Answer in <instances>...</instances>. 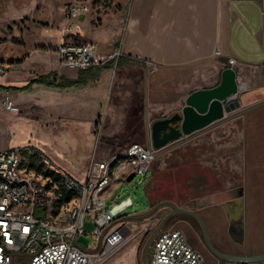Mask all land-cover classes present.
I'll list each match as a JSON object with an SVG mask.
<instances>
[{"label":"crops","instance_id":"1","mask_svg":"<svg viewBox=\"0 0 264 264\" xmlns=\"http://www.w3.org/2000/svg\"><path fill=\"white\" fill-rule=\"evenodd\" d=\"M67 2H79L84 7L56 18L60 26L56 36L51 34L28 45L22 32L21 35L10 33L16 39L11 41L14 47L7 51L1 47L7 37L1 38L0 59L8 60L9 65L0 72V93L5 92L20 106L27 104V114L39 125L54 124L55 129L69 127L77 134L81 131L90 139V157H93L110 151L93 146L89 126L100 112L105 119L102 133L106 139L148 142L147 126L151 119L177 109L191 88L214 84L220 68L229 64L228 56L234 58L230 65L235 72L236 89L228 97L233 106L218 121L222 124L235 117L237 125L231 135L236 136L240 148L229 152L221 147H209L200 134L204 131L170 139L161 145L171 147L165 159L153 163L145 194L148 201V190L164 189L169 194L161 198L200 211L212 243L223 251H264L247 242L244 192L242 242H235L225 233L228 209L221 206L229 198L228 191L264 183V0ZM70 22L73 28L64 30ZM62 36L90 43L105 39L109 44L95 47L99 54L113 48H118L119 54L105 63L80 67L61 64L54 45ZM39 74L44 77L35 79ZM231 137L224 142L227 144ZM185 141L189 147L176 148ZM56 166L78 181L84 178ZM123 166V162L116 163L112 176H119ZM122 176L121 173L111 179L101 192L105 202L120 198L114 195V188ZM209 186L214 188L210 192H196ZM179 188L194 191L179 198L176 192ZM206 198L212 202H203ZM209 206L213 210H208ZM262 216L254 212V219ZM127 255L129 260L131 254ZM214 262L205 252L201 264Z\"/></svg>","mask_w":264,"mask_h":264},{"label":"built area","instance_id":"2","mask_svg":"<svg viewBox=\"0 0 264 264\" xmlns=\"http://www.w3.org/2000/svg\"><path fill=\"white\" fill-rule=\"evenodd\" d=\"M83 7L79 2H66L63 10L73 14ZM73 25L70 22L66 30ZM54 52L61 64L80 67L113 59L119 49L100 55L90 42L61 39L54 45ZM227 61L230 64L234 58L228 56ZM8 65V60L0 59V72ZM0 106L9 111L21 109L5 92L0 93ZM157 149L149 142L132 140L111 159H90L80 181L42 154L39 158L42 169L56 174L57 181L43 172L40 176L39 171L24 165L19 147L0 149V264L21 261L25 264H105L108 255L131 238L132 224L120 213L132 202L129 195H124L107 203L101 192L121 173L125 179L129 171L142 172L150 166ZM113 158L115 163L110 166ZM119 162L124 163L123 169L119 176L113 177L111 170ZM58 186L63 192H70V196L53 212ZM85 213L92 221L89 231L92 242L82 246L76 237L84 232ZM154 224V220H149L138 232L147 231ZM203 260V253L187 241L182 230L168 225L154 235L146 264H201ZM216 264H264V260H223Z\"/></svg>","mask_w":264,"mask_h":264},{"label":"rangeland","instance_id":"3","mask_svg":"<svg viewBox=\"0 0 264 264\" xmlns=\"http://www.w3.org/2000/svg\"><path fill=\"white\" fill-rule=\"evenodd\" d=\"M67 1L69 0H0V40L1 38L7 37L4 44L1 45L2 50L7 51L14 47V42H11L13 39H11L10 33L21 35L22 32V37L28 45L32 43V41L45 40L47 36L51 34L56 36L60 27L59 24H57L56 18L61 14H65L63 5ZM64 30H66V28H64ZM62 39H65V37L62 36ZM104 40L105 39L100 43H92L94 51L100 53L96 49L97 46L102 48L104 45L109 44V42ZM21 106L23 108L18 111H9L0 106V149L11 146L19 147L23 156L24 165L30 166L32 169H34L35 162L40 161V153H43L48 157L47 159L50 162L70 170L77 178L80 177V174L84 177L85 169L89 162L88 160H104L113 152L122 150L128 142L132 141L125 140L123 142H118L109 138V140L106 139V135L102 133V126L105 119L102 116V112H100L94 124L89 126L92 134L93 146L95 144V148L103 149V151L110 148V151H107L105 155L99 153L97 156L94 154L93 157H90V139L81 131L77 134L69 127L55 129L56 127L54 124L39 125L36 123L35 118L27 114V109H29L27 104H22ZM159 112L162 113L163 111L161 110ZM226 116H231V114H227ZM236 125L235 117H231L230 120L222 124L219 123L218 119H215L204 127L193 131H204L200 134L205 144L209 145V147L214 149L221 147L229 152H234L240 148V143L236 140V136L231 135L232 132H235ZM75 129L78 130L77 128ZM229 137L231 138L226 144L224 140ZM133 140L142 142L140 139ZM187 147H189L187 141L176 145V148L179 149ZM169 148L166 145L159 147L155 151L150 166L146 167L142 172L134 171L129 180H125L124 178L119 180V185L114 188V195H116V197H122L128 194L132 201V204L127 206L120 215H126L149 208L151 204L160 199H164L161 198V196L169 194V191L164 189L157 191L148 190V201L145 194V183L150 177L153 163L160 158L165 159V155ZM31 150H35L37 156L30 157L28 153ZM83 165H85L83 167L84 170H82ZM39 173L40 176H42L43 173L41 171H39ZM211 189L213 190L214 188L209 186L205 188V191L196 190V192H210ZM240 190L245 194V210L248 217L246 229L247 242L251 241L253 246L264 249V183L260 185L254 184L252 188ZM192 191L194 190L187 191L184 188L176 190L177 194H179V198H182L184 194L191 193ZM233 192L234 190H230L228 194H232ZM209 199L210 198H206L203 202H212ZM192 203L188 202L187 204ZM166 208L168 207L162 206L157 210L151 211L144 218L129 220V222L132 221L131 223H135L131 225V238H127L117 249L113 250L108 255L105 264H140L142 245L153 226L147 231H138L149 220H154L156 223ZM254 212H259L263 216L260 219L255 218L257 219L255 220ZM168 225L180 229L177 225L172 224L171 221H166L163 226ZM91 227L92 221L85 213L82 225L84 232L76 237V242L80 243L82 246H87L91 243L92 240L89 237ZM192 229H194L193 233L187 231V237L190 238L189 236H191L194 240L192 243L195 245V248L199 249L204 254L203 248L197 244L198 229L196 228L195 221H193ZM192 243L191 245H193ZM127 253L131 254V256L129 255V260ZM18 264H25V261H21Z\"/></svg>","mask_w":264,"mask_h":264},{"label":"water","instance_id":"4","mask_svg":"<svg viewBox=\"0 0 264 264\" xmlns=\"http://www.w3.org/2000/svg\"><path fill=\"white\" fill-rule=\"evenodd\" d=\"M236 89L235 72L228 64L220 68L218 80L211 85L197 86L187 91L180 106L167 115L153 118L148 123V142L155 147L167 143L170 139H177L182 135L204 127L211 121L224 116V112L230 109L232 101L228 99L229 94ZM133 171H129L125 180H129ZM237 200H241L238 192ZM167 206L168 209L160 216L146 237L140 253V264H146L148 247L156 232L175 213L184 214L194 219L197 224L202 243L209 254L218 261L260 262L264 260V251L255 253L226 252L213 245L205 223L197 210L180 206L170 199L164 198L151 204L147 209L139 213L126 214L125 219L135 220L146 217L151 211L159 207ZM232 240L239 243L243 240L242 230L229 234Z\"/></svg>","mask_w":264,"mask_h":264},{"label":"flooded vegetation","instance_id":"5","mask_svg":"<svg viewBox=\"0 0 264 264\" xmlns=\"http://www.w3.org/2000/svg\"><path fill=\"white\" fill-rule=\"evenodd\" d=\"M233 190H234V192L232 194H229V198H228L227 202H223L222 205H221V206H224L225 208L228 209L226 227H225V233L228 236H230L229 235L230 233L234 234L235 232H237L239 230H242V233H244V230H245L244 221H243V213H242L243 192L240 189H233ZM238 192L241 195V200L240 199L239 200L236 199L237 195H238ZM212 208H213L212 206L208 207V209H212ZM197 212L200 215V211L197 210ZM168 221H171L172 224H175L178 227H180V229L184 233L187 241H189L190 243H192V241H194L191 236L188 235L190 238L187 237V231H190V233H193V230H194V229H192V225H193V221H194L193 218H191L190 216H186L184 214H173L168 219ZM214 222H215V224H218V218L215 219ZM196 228L198 229L197 224H196ZM197 242H198L197 244H199L203 248V250L207 254H209L208 251L206 250L205 246L202 243L201 237L199 235V231H198V236H197ZM218 249H220V248H218ZM220 250H222V249H220ZM231 252L241 253V252H245V251H243L242 249H235L234 251H231ZM209 255L211 257H213L211 254H209ZM213 259L215 261L214 264L220 262L214 257H213Z\"/></svg>","mask_w":264,"mask_h":264},{"label":"trees","instance_id":"6","mask_svg":"<svg viewBox=\"0 0 264 264\" xmlns=\"http://www.w3.org/2000/svg\"><path fill=\"white\" fill-rule=\"evenodd\" d=\"M10 37H11V39H13V40L16 39V37H15L14 35H10ZM108 61H110V60H108ZM105 62H107V61H105ZM105 62H103V63H105ZM97 64H98V63H97ZM43 77H44V75L39 74L38 76L35 77V79H42ZM69 81H71V80H68V82H69ZM36 154H37V153L35 152V150H31V151L28 153V155H29L30 157H33V156H35ZM36 156H37V155H36ZM114 163H115V161H114V160H111V161L109 162V165L111 166V165H113ZM34 169H35L36 171H41V172H43V173H45V174H49V176H50V178H51L52 181H57L56 174L52 173V171H50V170H48V169H42V162H41V161H39V162H35V164H34ZM56 191L59 192V195H58V197L56 198V200L54 201V209H53V212H55L57 206H58L61 202L66 201V200L69 198V196H70V192H63L62 189L59 188V186H58V189H56Z\"/></svg>","mask_w":264,"mask_h":264}]
</instances>
